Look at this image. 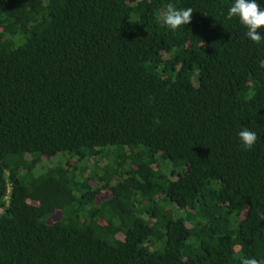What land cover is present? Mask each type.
I'll return each instance as SVG.
<instances>
[{"label":"trees","instance_id":"1","mask_svg":"<svg viewBox=\"0 0 264 264\" xmlns=\"http://www.w3.org/2000/svg\"><path fill=\"white\" fill-rule=\"evenodd\" d=\"M232 3L0 0V264H264V27Z\"/></svg>","mask_w":264,"mask_h":264},{"label":"clouds","instance_id":"2","mask_svg":"<svg viewBox=\"0 0 264 264\" xmlns=\"http://www.w3.org/2000/svg\"><path fill=\"white\" fill-rule=\"evenodd\" d=\"M193 10L191 8H177L172 4L167 6L163 16V25L170 30H176L180 26L189 23ZM228 18H237L240 24L246 28V36L253 42L259 43L262 40L261 32L258 29L264 27V8L257 0H234L228 8ZM238 141L246 150H251L257 141V134L247 126L241 127L237 133ZM241 264H259V261L252 257H245Z\"/></svg>","mask_w":264,"mask_h":264},{"label":"rangeland","instance_id":"3","mask_svg":"<svg viewBox=\"0 0 264 264\" xmlns=\"http://www.w3.org/2000/svg\"><path fill=\"white\" fill-rule=\"evenodd\" d=\"M57 217H58V216L56 215V216L53 217V219H55V218H57Z\"/></svg>","mask_w":264,"mask_h":264}]
</instances>
